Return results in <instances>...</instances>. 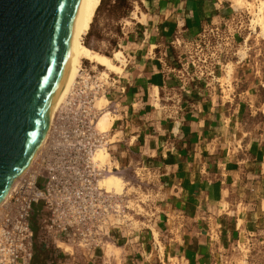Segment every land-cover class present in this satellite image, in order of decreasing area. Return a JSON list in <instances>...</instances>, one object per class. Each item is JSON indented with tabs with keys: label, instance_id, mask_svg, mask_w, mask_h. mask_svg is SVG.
I'll list each match as a JSON object with an SVG mask.
<instances>
[{
	"label": "crops",
	"instance_id": "0c3cea01",
	"mask_svg": "<svg viewBox=\"0 0 264 264\" xmlns=\"http://www.w3.org/2000/svg\"><path fill=\"white\" fill-rule=\"evenodd\" d=\"M141 7L147 21L133 25L144 32L129 37L124 71L106 97L117 116L112 134L127 137L128 147L121 140L114 147L123 155L135 152L130 161L135 166L147 162L161 183L160 201L146 227L131 236L125 226L118 231L111 244L120 249L119 257L98 264H219L220 258L233 264L229 249L236 239L229 238L228 225L237 230L239 223L236 217L228 222L226 215L240 214L245 227L254 222L264 227V128L246 127L243 117L227 114L229 107L218 105L216 97L181 93L183 85L171 69L177 39L221 22L236 5L234 0H143ZM210 208L225 209L226 215L211 221L217 238L209 232ZM62 252L55 251V264L97 261L80 249L73 256Z\"/></svg>",
	"mask_w": 264,
	"mask_h": 264
},
{
	"label": "built area",
	"instance_id": "2783aa9c",
	"mask_svg": "<svg viewBox=\"0 0 264 264\" xmlns=\"http://www.w3.org/2000/svg\"><path fill=\"white\" fill-rule=\"evenodd\" d=\"M245 17L242 9H233L221 22L208 23L185 44L177 39L178 45L184 44L188 61L173 66L172 73L182 83L187 81L185 75L190 82L201 83L202 54L217 51L222 39H230L235 21ZM82 73L74 92L82 85L91 86V104L104 85L99 79L92 80L91 71ZM67 114L59 109L42 154L1 208L0 229L6 240L0 244V264H31L37 247L51 264H55V251L73 256L74 249H80L92 258L93 250L107 247L122 231L125 196L100 185L110 166L100 165L95 159L100 149H109L108 132L96 128L95 112L87 115L85 125L74 128L68 125ZM115 170L118 172L119 167Z\"/></svg>",
	"mask_w": 264,
	"mask_h": 264
},
{
	"label": "rangeland",
	"instance_id": "374dc122",
	"mask_svg": "<svg viewBox=\"0 0 264 264\" xmlns=\"http://www.w3.org/2000/svg\"><path fill=\"white\" fill-rule=\"evenodd\" d=\"M119 1H102L84 41L93 50L113 58V61H115L114 53L122 51V58L127 63V52L130 51V42L133 40L129 37L131 34L137 35L136 31H141V29L137 30V26L133 25V21L146 23L147 19L144 13L145 9L141 7L143 0H124V4ZM257 6L258 1H255L253 6H247L246 4L242 6L236 5L237 9L240 8L246 13V17L241 22L235 21V24L231 27L230 39H222L220 41L221 46H219L218 50L216 49L217 51L213 54H202L201 62L204 64V75L201 83H192L189 81L190 77L185 75L187 81L184 80V82L187 83L189 81V83L184 85V82L180 81V77L173 73V77L183 85L181 93H191L193 95V90H195L201 93V97L203 95V98L208 100L216 97L218 105L229 107V110L226 111L227 114L243 117L244 125L250 129H259L261 124V127L264 128V32L260 25L255 24L254 26V8H257ZM141 32H144V30ZM179 39L184 44L188 40V38ZM184 44L182 46L175 44L179 51L176 52L172 67L178 66L180 61H188L185 56ZM117 63L124 67V63ZM84 69L91 71L92 80L99 79L104 88L102 87V90L95 95V100L90 104L88 95L90 94L89 87L91 86L86 88L82 85L76 92H72L71 97H69L70 95L68 96L67 101L65 100L66 102L64 101L59 109L68 112L65 119L72 128L76 127V125L80 127L85 125L88 120L87 115L90 112H95L94 123L98 129L97 122L106 111H109L110 115L114 117L115 120L112 125L114 127L117 116L114 115L113 104L109 102L106 95L110 89H114L115 78L121 73L107 71L102 66L94 68L90 62L84 63ZM102 71H107L108 76L102 75ZM79 80L80 76L77 82ZM76 85L77 83L74 87ZM55 116L56 118L58 117V112ZM113 127L108 131L110 142L108 151L111 156L109 153L106 155V164L110 167L119 166V175L127 183L123 193L125 196L124 205L127 206L123 222L127 229L126 235L131 236L135 228L143 225L146 227L144 222L154 217L151 209L154 208V204L157 206L160 201L157 195L162 186L157 179V175L146 164L147 162L141 163L139 166H135L134 163L130 162L133 159L132 156H135V152L126 151L123 155L122 151L120 153L114 147V144L119 140L123 141L122 144L125 147H128V145H126L127 137L125 138L124 134L119 132L118 134L114 132L112 134ZM80 138H83V136L81 135ZM118 153L123 155L121 156L123 159L120 158ZM210 209L209 212L212 211V215L210 217L211 213L208 214V220L210 221L209 232L211 237L217 238L220 233L213 229L215 225L211 221L215 220L216 217L220 218L226 215L225 209H216V211L215 208L211 209V211ZM132 214H134V217ZM226 216H229L228 222L230 220L233 221L236 217L239 223L237 230L235 225L234 227L233 225H228L231 229L229 238L236 239L229 249V252H232L235 257L233 264H264V227H261L257 222L245 227V222L241 220L240 214L238 215L235 212H231L230 215ZM220 225L222 226L223 224ZM155 235L157 237L156 232ZM5 240L4 233L0 229V244ZM114 255L119 257L120 249L115 250L112 244L96 249V251L93 250L92 261L94 259H97V261H93L92 264H98L99 261L103 263L105 257L112 259ZM44 260L49 261L45 253L37 247L36 256L31 264H41ZM219 262V264H231L230 260L224 261L221 258Z\"/></svg>",
	"mask_w": 264,
	"mask_h": 264
},
{
	"label": "water",
	"instance_id": "95a60500",
	"mask_svg": "<svg viewBox=\"0 0 264 264\" xmlns=\"http://www.w3.org/2000/svg\"><path fill=\"white\" fill-rule=\"evenodd\" d=\"M77 0H0V198L30 164L68 59Z\"/></svg>",
	"mask_w": 264,
	"mask_h": 264
},
{
	"label": "bare ground",
	"instance_id": "6f19581e",
	"mask_svg": "<svg viewBox=\"0 0 264 264\" xmlns=\"http://www.w3.org/2000/svg\"><path fill=\"white\" fill-rule=\"evenodd\" d=\"M103 0H77L73 11L72 23L69 31V43H68V59L67 65L59 84L58 90L56 91L54 98L49 106L46 114V127L42 132L41 139L39 141L38 147L36 148L33 158L26 168V170L21 173L10 186V188L2 195L0 198V211L5 203L9 201L12 194L18 187L19 181L27 173L29 168L36 162L38 157L42 154L44 148L46 147L49 134L51 132V127L55 124L56 113L70 94H72L73 88L77 83V79L82 75L81 71L84 69V63L90 62L93 64L94 68L99 66L104 67L107 71L123 73L124 67L120 66L117 62L124 63L126 65L123 57L122 51H116L113 58L97 52L89 47L85 43V36L89 33L96 13L101 6ZM258 6L254 8V26L255 24L260 25L264 32V0H257ZM234 4L242 6L246 4L247 6H253V3L247 2L246 0H234ZM143 15V14H142ZM145 17V15H143ZM107 71H102V75L108 76ZM158 93V90H157ZM70 97V96H69ZM65 101V102H66ZM65 104V103H64ZM106 110V109H105ZM104 113V112H103ZM55 116V117H54ZM54 118V119H53ZM114 117L110 115L109 111L102 114L97 122L98 130L100 132H108L113 126ZM110 133V132H109ZM114 142V141H113ZM111 153L106 149H100L96 155V162L100 165L106 164V155ZM119 166L110 167L108 174H106L101 180L100 185L107 189L108 191H114L124 195L126 188V181L122 176L119 175L115 169ZM111 244V243H110Z\"/></svg>",
	"mask_w": 264,
	"mask_h": 264
},
{
	"label": "trees",
	"instance_id": "16d2710c",
	"mask_svg": "<svg viewBox=\"0 0 264 264\" xmlns=\"http://www.w3.org/2000/svg\"><path fill=\"white\" fill-rule=\"evenodd\" d=\"M119 2H121V4H124V0H120ZM116 3H117V1H116Z\"/></svg>",
	"mask_w": 264,
	"mask_h": 264
}]
</instances>
